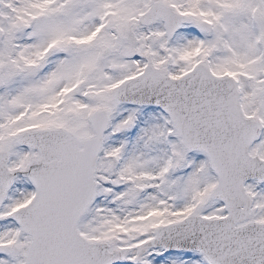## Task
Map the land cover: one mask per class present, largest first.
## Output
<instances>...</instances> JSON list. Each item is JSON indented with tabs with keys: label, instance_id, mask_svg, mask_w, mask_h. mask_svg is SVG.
<instances>
[{
	"label": "snow or ice",
	"instance_id": "1",
	"mask_svg": "<svg viewBox=\"0 0 264 264\" xmlns=\"http://www.w3.org/2000/svg\"><path fill=\"white\" fill-rule=\"evenodd\" d=\"M0 264H264V0H0Z\"/></svg>",
	"mask_w": 264,
	"mask_h": 264
}]
</instances>
